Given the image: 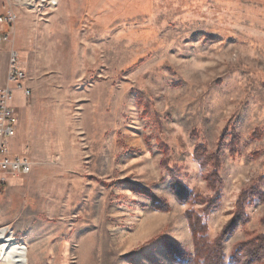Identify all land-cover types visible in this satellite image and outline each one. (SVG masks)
<instances>
[{"label": "rangeland", "instance_id": "374dc122", "mask_svg": "<svg viewBox=\"0 0 264 264\" xmlns=\"http://www.w3.org/2000/svg\"><path fill=\"white\" fill-rule=\"evenodd\" d=\"M23 3L28 264H264V0Z\"/></svg>", "mask_w": 264, "mask_h": 264}, {"label": "built area", "instance_id": "2783aa9c", "mask_svg": "<svg viewBox=\"0 0 264 264\" xmlns=\"http://www.w3.org/2000/svg\"><path fill=\"white\" fill-rule=\"evenodd\" d=\"M34 2L35 0H24L23 6L32 7ZM17 20L15 9L10 6L7 13L0 17V24L13 28ZM10 41V33L0 35V53L4 44ZM26 81L27 74L21 64L19 53L11 50L7 85L0 87V194L6 191L11 179L29 176L34 169V163L27 150L21 154H13L11 149V142L18 135L20 123L19 115L14 108L16 92H22L25 99L32 96ZM2 230L4 228L0 227V231Z\"/></svg>", "mask_w": 264, "mask_h": 264}, {"label": "crops", "instance_id": "0c3cea01", "mask_svg": "<svg viewBox=\"0 0 264 264\" xmlns=\"http://www.w3.org/2000/svg\"><path fill=\"white\" fill-rule=\"evenodd\" d=\"M11 6L8 0H0V17L7 13L8 8ZM19 14V11H16ZM4 33L11 34V41L4 44L3 49L0 53V87L7 85V73L9 66V58L11 50L18 51L22 43V32L20 30V23H16L13 28H9L5 25L0 24V35ZM23 93L16 92L14 108L18 114L24 111L25 105H22ZM20 116V115H19ZM20 118V117H19ZM20 123L17 137L11 142V149L13 154H21L23 149L19 147V142L16 140L20 134Z\"/></svg>", "mask_w": 264, "mask_h": 264}, {"label": "bare ground", "instance_id": "6f19581e", "mask_svg": "<svg viewBox=\"0 0 264 264\" xmlns=\"http://www.w3.org/2000/svg\"><path fill=\"white\" fill-rule=\"evenodd\" d=\"M29 258L28 248L15 242L14 237L7 234V229L0 231V264H28Z\"/></svg>", "mask_w": 264, "mask_h": 264}, {"label": "trees", "instance_id": "16d2710c", "mask_svg": "<svg viewBox=\"0 0 264 264\" xmlns=\"http://www.w3.org/2000/svg\"><path fill=\"white\" fill-rule=\"evenodd\" d=\"M190 225H191V228H192V230H193V232H194V225H193V223L192 222H190ZM206 262H207V264H218V263H215V259H210V260H206ZM196 264V263H195Z\"/></svg>", "mask_w": 264, "mask_h": 264}, {"label": "snow or ice", "instance_id": "6c2138e0", "mask_svg": "<svg viewBox=\"0 0 264 264\" xmlns=\"http://www.w3.org/2000/svg\"><path fill=\"white\" fill-rule=\"evenodd\" d=\"M212 211L214 212V211H215V209H212Z\"/></svg>", "mask_w": 264, "mask_h": 264}]
</instances>
